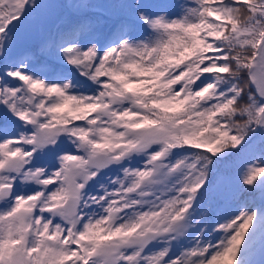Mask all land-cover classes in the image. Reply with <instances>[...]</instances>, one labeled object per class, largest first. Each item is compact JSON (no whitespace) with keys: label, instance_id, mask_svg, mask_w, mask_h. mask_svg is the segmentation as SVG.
Masks as SVG:
<instances>
[{"label":"snow or ice","instance_id":"obj_1","mask_svg":"<svg viewBox=\"0 0 264 264\" xmlns=\"http://www.w3.org/2000/svg\"><path fill=\"white\" fill-rule=\"evenodd\" d=\"M237 163L264 198V0H0V264H255Z\"/></svg>","mask_w":264,"mask_h":264},{"label":"trees","instance_id":"obj_2","mask_svg":"<svg viewBox=\"0 0 264 264\" xmlns=\"http://www.w3.org/2000/svg\"><path fill=\"white\" fill-rule=\"evenodd\" d=\"M73 2V0H61L58 2L59 4H67ZM166 3L170 4H185V3H191V0H180L179 2L176 0H164ZM58 11L54 14L51 13V15H58L60 16H67L68 10L63 8H57ZM53 16V17H56ZM55 18L52 21L49 20L50 25L46 30H44V24L43 20L34 21L33 23L29 24L25 29L26 31L22 30L18 34V44L16 49L14 50V54L21 55L25 52H34L37 48L40 47L41 43L43 41H46L50 38L51 35L55 33L56 25H55ZM53 22V23H51ZM39 24V26L37 25ZM52 24V25H51ZM33 25L35 31L42 32L41 37L37 40V42H28L26 39V36L29 34L26 33L28 29H30V26ZM258 146L259 141L256 142V145L254 146L255 154L258 155ZM239 164H228V165H221V173L227 172L228 176V182L226 186L223 188V196H222V207L221 212H234L236 209L244 204H248L253 207V210H259L262 203H264V198H262L261 193L259 191L257 192H251V191H245L242 187H240L236 181V176L238 172ZM219 215V213H218ZM260 251L259 247H257L255 253L250 257L253 261L258 257V252Z\"/></svg>","mask_w":264,"mask_h":264},{"label":"rangeland","instance_id":"obj_3","mask_svg":"<svg viewBox=\"0 0 264 264\" xmlns=\"http://www.w3.org/2000/svg\"><path fill=\"white\" fill-rule=\"evenodd\" d=\"M60 1L61 0H44L45 3H51V4H56V5H58V2H60ZM57 11H58L57 8H53V9H49V10L45 11L46 19H43V21H44V24L46 26H44V30H46L48 28V26L50 25V22H49L50 19L53 21L54 18L55 19L57 18L58 15L57 16L53 15V16H56V17H53L51 15V13L55 14ZM51 23H53V22H51ZM37 25L39 26V24H37ZM24 31H26V29H24ZM42 32L40 33L39 31H35L33 25H31L30 29H28V31L26 32V33L29 34L28 36H26L27 41L28 42H31V41L37 42V40L41 37ZM262 261H264V254H262L261 251H259L258 252V257L255 259L254 262H255V264H261Z\"/></svg>","mask_w":264,"mask_h":264}]
</instances>
